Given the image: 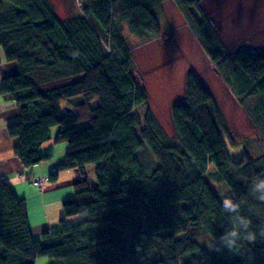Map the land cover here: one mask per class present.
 Listing matches in <instances>:
<instances>
[{
    "label": "trees",
    "instance_id": "1",
    "mask_svg": "<svg viewBox=\"0 0 264 264\" xmlns=\"http://www.w3.org/2000/svg\"><path fill=\"white\" fill-rule=\"evenodd\" d=\"M84 1L83 14L63 20L49 0H0V64L19 68L0 77V94L20 111L8 126L18 143L14 153L34 167L52 158L41 151L47 141L67 143L59 170L78 167L84 177L91 164L97 172L95 184L79 179L75 196L63 201L64 215L78 220H63L38 238L24 199L0 184V264H38L42 257L50 264H264V238L231 251L198 241L206 235L219 242L229 226L225 196L241 204L253 230L264 227V202L250 192L252 180L264 176V153L229 155L218 103L199 74L187 73L186 94L171 106L173 136L151 107L143 116L135 111L150 95L132 74L136 63L122 24L143 41L157 37L167 0ZM174 1L264 134V50L232 53L216 45L211 21L193 10L202 13L200 0ZM66 78L73 79L50 86ZM147 248L158 257L150 259Z\"/></svg>",
    "mask_w": 264,
    "mask_h": 264
},
{
    "label": "rangeland",
    "instance_id": "2",
    "mask_svg": "<svg viewBox=\"0 0 264 264\" xmlns=\"http://www.w3.org/2000/svg\"><path fill=\"white\" fill-rule=\"evenodd\" d=\"M49 1L54 5L55 13L66 11L71 14L73 11L74 15L83 14L84 0ZM65 6L67 7L65 8ZM200 7L202 8V13L195 9L193 10L197 17L203 18L202 15H204L211 21L213 35L216 38V45L223 46L232 53L244 48L264 50V0H200ZM160 8L162 34L149 40H157L156 43L143 46L142 43H147L148 40L143 41L135 35L131 31L128 23L125 22L122 24L124 37L130 47H133L134 50L136 44H141L140 47L133 51L136 54L135 59L139 66L136 65L132 74H134L137 83L146 87L148 95H150L148 103L150 104V99L151 105L153 103L152 92L154 89L152 86H164L162 79L159 78L160 75L150 74V71L146 68V65H148V57L152 56L150 59L153 61L156 60L157 56L159 57L158 60L162 59L163 62L170 63V68L175 67L176 71L187 63V68L184 70V82L187 73L191 69L196 71V60L198 59V67L201 75L198 70L196 72L205 82L210 92L213 93L218 103L220 122L223 125L224 131L231 134L230 138L228 134L223 132V140L225 145H227L229 155L233 159H238L245 150L248 155L255 157L264 153V134L260 133L259 130L257 131L256 127H253L249 113L241 106L237 96L230 91L227 83L222 80L215 63L211 62L208 58L205 49H203L200 40L197 38L182 8L174 0H167ZM74 15L71 14L68 18L71 19ZM177 29L180 30L177 32ZM159 43L163 46H160ZM149 50L152 53L150 55ZM0 55L4 57V49L2 47L0 48ZM153 62L160 63L158 61ZM159 81L161 82L159 83ZM171 87L172 85H170L169 89ZM78 101L80 100L76 99L73 103ZM148 107V104L147 106L139 105L135 111L143 116ZM152 107L155 114L154 106L152 105ZM165 130L168 135H173V130L171 134L166 127ZM232 140L240 143L236 145ZM63 145L67 146V143ZM213 170V168L210 169V171ZM85 173L86 175L83 178H86L90 184H95L97 175L96 167L94 165L88 166ZM32 178L34 176L31 177L30 184L35 186L39 191H43L48 179L47 176L40 177L44 179L42 186L34 183ZM73 218L75 219L71 222L78 220L77 217ZM176 239H179L178 236ZM198 241L205 248L213 244L206 235L200 236ZM145 254L150 259H156L158 257L157 252L151 248H147ZM50 262V259L46 257L39 258L38 260V264H50Z\"/></svg>",
    "mask_w": 264,
    "mask_h": 264
},
{
    "label": "crops",
    "instance_id": "3",
    "mask_svg": "<svg viewBox=\"0 0 264 264\" xmlns=\"http://www.w3.org/2000/svg\"><path fill=\"white\" fill-rule=\"evenodd\" d=\"M66 7L67 6H65V8ZM71 14L74 15L73 11ZM71 14L66 11L58 13L59 18L63 20L69 19L68 17H70ZM179 30L180 29H177L176 31L178 32ZM156 41L157 40H148L147 43H142V45L147 46V44L156 43ZM159 45L163 46L160 43ZM140 46L141 44H136L134 50ZM134 50L133 47H131V52L136 63V54L133 52ZM150 54L152 53L150 52L149 55ZM151 57L152 56L148 57V65H146V68L150 71V74H156V76L159 74V78L162 79V83H164L163 87L152 86L154 89L152 92V105L154 106V110L156 111L155 115L159 118L160 123L169 130L170 134L173 130L174 135L175 132L172 122L171 106L175 101L181 99L186 94L183 77L185 75L184 70L187 68V63L176 71L175 67L170 68V63L167 64L163 62L162 59L158 60L159 57L157 56L156 60L153 61H158L160 63H154L151 61ZM197 60L196 71L198 70L200 73L198 67L199 60ZM136 65L139 66L138 63H136ZM18 71L19 68L16 62L7 63L3 61L0 64V77H7ZM71 79L73 78H66L63 81L52 82L50 86H61L70 83V81H72ZM160 82L161 81H159V83ZM170 85H172V87L169 89ZM148 105L151 109L153 108L151 105V99L150 104L148 103ZM19 115L20 111L16 102L8 100L0 94V184H9L16 192L17 196L24 199L26 206L28 207L30 229L32 230L33 236L38 238L48 230L58 229L63 220H66L69 223L75 219L73 217L67 218L64 215V206L62 205L64 200L75 196L74 183L83 178V174L80 173L78 167L67 168L65 170L58 169V165L64 161L67 146L63 144H54L52 140L47 141L41 148L42 153H53L51 159L36 164L34 167L23 165L17 154L14 153V148L18 144L17 139L13 136L11 137L10 133H8V126L13 121L18 120ZM57 129L58 127L54 126V128L50 130L51 138L55 137ZM88 166H91V164H88ZM88 166L85 167V172ZM54 173L58 174L56 181H52L50 178ZM32 176H47L48 179L43 191H39L35 186L30 184Z\"/></svg>",
    "mask_w": 264,
    "mask_h": 264
},
{
    "label": "clouds",
    "instance_id": "4",
    "mask_svg": "<svg viewBox=\"0 0 264 264\" xmlns=\"http://www.w3.org/2000/svg\"><path fill=\"white\" fill-rule=\"evenodd\" d=\"M251 194L259 201L264 202V176L256 177L250 184ZM223 212L228 214V227L219 242L216 241L208 245L210 250L220 251L227 248L230 251L237 248L241 241L255 243L258 238H264V227L259 232L252 229V221L250 218L242 214L241 204L231 197L225 196L222 200ZM219 245V246H218Z\"/></svg>",
    "mask_w": 264,
    "mask_h": 264
},
{
    "label": "built area",
    "instance_id": "5",
    "mask_svg": "<svg viewBox=\"0 0 264 264\" xmlns=\"http://www.w3.org/2000/svg\"><path fill=\"white\" fill-rule=\"evenodd\" d=\"M54 171H55V169H54ZM32 181H33L34 183H36L37 185L42 186V184H43V182H44V179H42V178H40V177H34V178H32Z\"/></svg>",
    "mask_w": 264,
    "mask_h": 264
}]
</instances>
